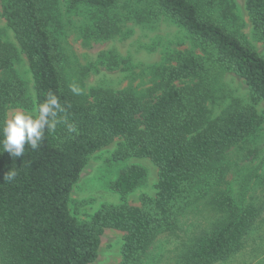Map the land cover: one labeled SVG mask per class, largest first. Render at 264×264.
<instances>
[{"label": "trees", "instance_id": "trees-1", "mask_svg": "<svg viewBox=\"0 0 264 264\" xmlns=\"http://www.w3.org/2000/svg\"><path fill=\"white\" fill-rule=\"evenodd\" d=\"M40 0H0L3 16L24 54L33 80L36 107L49 93L59 101L57 123L40 146L27 143L20 157L0 153V264H91L105 229L124 233L119 264H138L153 240L171 228L196 194L201 178L225 152L259 125L255 108L235 106L210 118L213 68L230 71L245 83L252 103H264V59L224 25L233 18L227 0H144L151 13L177 24L200 45L203 56L179 52L159 69L156 90L141 98L130 91H97L83 103L58 69L50 15ZM99 10L117 0H71ZM256 40L264 39V0H245ZM15 52L0 31V128L9 104L25 97L14 75ZM2 139V136H0ZM122 140L114 158H147L158 170L157 192L141 206L107 205L79 221L69 209L73 186L91 155ZM2 151V147H0ZM15 171L8 181L4 176ZM144 176L139 166L120 172L112 189L129 194ZM220 216L189 246L187 264H213L236 251L253 223L254 212L238 213L228 194L219 195Z\"/></svg>", "mask_w": 264, "mask_h": 264}, {"label": "rangeland", "instance_id": "rangeland-1", "mask_svg": "<svg viewBox=\"0 0 264 264\" xmlns=\"http://www.w3.org/2000/svg\"><path fill=\"white\" fill-rule=\"evenodd\" d=\"M227 1L233 18L224 25L242 36L264 59V39L253 37L245 0ZM39 6L52 19L59 72L85 104L93 101L99 90H125L146 98L156 90L159 69L173 64L177 53L204 55L194 38L168 18L153 15L144 0H117L107 11L71 0H40ZM0 31L3 42L15 52L12 70L25 90L21 103L6 106V121L17 111L34 114L36 96L27 60L7 25L1 4ZM210 78V97L205 104L210 118L236 105L250 106L257 111L259 125L201 178L189 205L176 216L171 228L156 236L138 264H187L189 246L220 216L216 205L223 194H228L238 213L249 208L254 217L239 248L213 264H264V103H252L243 80L230 71L215 67ZM121 141L114 139L89 157L70 195V213L77 220H87L107 205L140 207L142 197H153L157 192L158 170L149 159L114 158ZM131 166L141 167L144 176L129 194L122 196L112 185L120 172ZM124 242L123 232L105 229L97 258L91 264H119Z\"/></svg>", "mask_w": 264, "mask_h": 264}, {"label": "clouds", "instance_id": "clouds-1", "mask_svg": "<svg viewBox=\"0 0 264 264\" xmlns=\"http://www.w3.org/2000/svg\"><path fill=\"white\" fill-rule=\"evenodd\" d=\"M58 111H62L59 101L49 93L48 98L37 105L34 114H25L23 111L15 112L0 128V136H2L0 153L6 151L12 157H20L25 151L26 143L32 150H36L40 146L45 130L55 129ZM16 175L15 171L10 170L4 179L12 181Z\"/></svg>", "mask_w": 264, "mask_h": 264}]
</instances>
